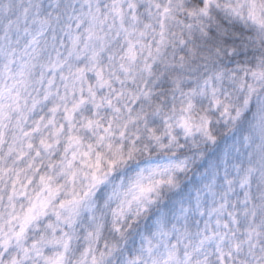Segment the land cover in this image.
<instances>
[{
  "label": "clouds",
  "instance_id": "9594fccd",
  "mask_svg": "<svg viewBox=\"0 0 264 264\" xmlns=\"http://www.w3.org/2000/svg\"><path fill=\"white\" fill-rule=\"evenodd\" d=\"M0 264H264V0H0Z\"/></svg>",
  "mask_w": 264,
  "mask_h": 264
}]
</instances>
